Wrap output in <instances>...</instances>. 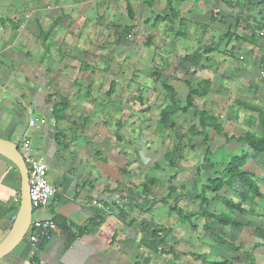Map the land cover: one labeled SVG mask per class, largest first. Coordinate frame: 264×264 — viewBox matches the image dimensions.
I'll return each instance as SVG.
<instances>
[{
	"label": "crops",
	"instance_id": "obj_1",
	"mask_svg": "<svg viewBox=\"0 0 264 264\" xmlns=\"http://www.w3.org/2000/svg\"><path fill=\"white\" fill-rule=\"evenodd\" d=\"M260 1L233 0L228 6L221 0H130L133 20L118 29L103 20L128 18L124 0H0V139L14 143L18 150L26 136L32 150L43 158L56 192L44 210L32 212V220L61 221L36 248L29 245L26 232L0 264H264V246L254 232L255 227H264V203L255 200L251 212H246V205L242 215L232 212L239 227L212 220L210 216L229 213L224 200L239 202L242 188L205 189L208 178L213 182L225 176L214 177L216 170H205L201 137L183 141L170 165L165 156L171 149L165 144L171 141L173 147L177 135L160 132L158 120L166 103L152 126L144 122L147 107L134 106L138 97L134 105L125 106H116L113 97L98 99L92 83L109 65L104 59L101 69L92 67L89 53L99 48V41L104 43L99 36L95 40L101 24L102 34H108L109 27L121 30L115 32L120 45V36L128 31L131 35L139 28L167 30L169 47L162 44L164 57L159 58L163 80L154 77L184 99L180 104L188 95L184 83H210L204 96L192 100L197 110L215 118L222 128L219 134L205 131L209 159L216 158L217 163L215 152L224 146L231 154L243 150L244 169L254 175L264 193V155L241 145L226 146L224 138L260 134L256 114L237 103L264 109V41L252 46L222 40L227 29L239 37L250 35L247 25L260 20L253 13L264 9ZM168 9L184 25L175 23L170 30L166 22L153 24ZM226 17L234 23L232 28L230 22L224 23ZM79 31L87 35L84 44L83 38L75 37ZM210 47L213 51L204 54ZM79 49L87 51L76 55ZM146 60L148 64L138 58L132 61L152 72L155 59ZM97 69L99 74L92 79ZM115 81L109 82L106 98L114 93ZM58 99L66 101L65 109ZM55 107L61 120L52 114ZM26 115H35L38 128L28 129ZM194 125L193 118L181 131ZM170 187L174 192L164 203L161 200ZM95 201L119 202L122 210L106 213L93 205ZM18 206V172L0 157V241L10 230Z\"/></svg>",
	"mask_w": 264,
	"mask_h": 264
},
{
	"label": "trees",
	"instance_id": "obj_2",
	"mask_svg": "<svg viewBox=\"0 0 264 264\" xmlns=\"http://www.w3.org/2000/svg\"><path fill=\"white\" fill-rule=\"evenodd\" d=\"M126 3V12L129 20H133L132 16V8L130 5V0H124ZM226 5H230V1L233 0H221ZM249 1V0H243ZM259 4L264 8V0L260 1ZM159 22H166L168 25V29L171 30L177 23L178 26L184 25L182 21L179 20L178 15L172 9H168V12L164 15H159L154 18L153 24H157ZM247 28L250 29V35L239 37L235 34V31L231 29H227L226 33L222 36L223 41H229L234 39L236 42L247 43L252 46L256 45L257 40L264 41V17L260 21L253 20L251 25H247ZM126 34H122L120 38L126 37ZM176 37L179 35H175ZM151 38L149 36L145 37V47L148 48L151 45ZM213 50L212 48H207L203 50V53H211ZM184 60V59H183ZM186 61L190 62L189 57L185 58ZM158 78V76L156 77ZM185 86L188 88V95L184 104L177 103L175 101V93L171 86L168 85L167 82L162 81L160 86L162 89L167 93V103L164 108L159 112V124H160V132L168 131L174 132V125L170 122L171 118L176 115V113H186L188 110L193 111V118L197 121V125L191 126L186 129L184 132L180 131V135L175 136L174 138V145L166 153V160L169 161L170 165L172 164V158L180 153V145L183 141H189L194 137H201L204 140V156L203 160L206 163L205 170H216L214 177L225 176L224 179L221 180H214L211 181V178H208L205 183V189L209 190L210 192H218L223 186H227L229 188L233 187L234 185H239L242 188V192L240 194V201L237 203L231 202L229 200H224L226 207L228 209V214L226 215H214L210 216L212 220L219 223L221 226H231V227H239L240 223L237 222L234 218H232L231 213L236 211L239 214H244L245 210L243 209L244 206H248L246 212H251L252 208H254L255 200H260L264 203V193H261L258 186L256 185L254 175L244 169L245 163L247 162V157L244 155L243 150L237 151L238 155L235 153H227L225 150V146L220 148L218 151L215 152L216 155L220 154V159H218L217 163L211 161L210 158V151L209 148L206 146V142L208 140L207 136L205 135V131L207 129H212L213 132L219 134L222 132V128L216 124V119L210 116L208 113L197 110L193 105V97H202L204 96L210 87V83L208 81H201L199 84L192 86L188 83H184ZM114 86L113 83L109 88L108 95L111 94L113 91ZM50 100V99H49ZM139 101H141L139 99ZM58 104L60 107L64 108L66 101L63 99H58ZM180 104V105H179ZM239 106L249 110L250 112L256 114V121H257V128L259 133L254 132H247L241 137H234V136H225V145H241L245 149L250 150L255 154L264 155V109L254 106L252 104L247 103H237ZM57 107L52 111V114L55 120H61V115L57 113ZM65 109V108H64ZM63 109V110H64ZM222 153V155H221ZM224 154V156H223ZM223 156V157H222ZM222 158V159H221ZM153 183V181H150ZM174 192L173 188H168L166 194L164 195L162 202H165V199L169 198L170 195ZM60 220L57 218L53 219V222L56 224ZM61 222V221H60ZM254 232L256 236L261 239V246H264V227H255ZM153 236L157 239V233L154 232ZM158 243V242H157ZM160 243V242H159ZM255 247V246H254ZM253 247V248H254ZM235 262H239L238 259H235ZM217 264H230L227 261H221Z\"/></svg>",
	"mask_w": 264,
	"mask_h": 264
},
{
	"label": "rangeland",
	"instance_id": "obj_3",
	"mask_svg": "<svg viewBox=\"0 0 264 264\" xmlns=\"http://www.w3.org/2000/svg\"><path fill=\"white\" fill-rule=\"evenodd\" d=\"M251 13L254 12L253 8H250ZM249 17H258L260 20L264 17V9L260 8L257 9L255 13L252 15H249ZM227 20L226 23L230 22V18L226 17ZM129 18H121V19H116L114 20V16L109 18H104V24L108 26H114L117 25L118 29L119 27L123 26L124 24H127L129 22ZM110 20V21H109ZM259 20V21H260ZM99 23V22H98ZM108 23V24H107ZM166 24V23H165ZM233 22H230L229 28L233 27ZM87 26V24H85ZM101 26L104 27L103 24ZM103 27L99 31L100 33L96 34L95 40L98 38V36L102 39L104 38V43H100L99 41V48L98 49H92L89 51L91 53V66L102 68L103 66V60L106 59L108 62L109 67L106 68V71L103 75H98V69L96 70L95 74H92L91 78L95 79L97 78V81L94 84L93 87L97 88L98 90V99L101 100H110L111 97H113V100L115 101V105H126V104H132L134 105L135 99L138 97V100L140 99L138 104L134 106H138L140 109H145L147 107V113L143 114L144 117V122H149L153 126L154 124L158 123L157 122V112L160 109V106H163L165 103H167V97L165 94H167L160 86L159 80H157L154 76H159L161 77L160 80H163V75H162V64L159 61V58H163L164 54H162L161 47L162 44L165 43V47H169V44L166 43V40L170 39L167 33L168 31L163 29V28H147L146 31L144 29H140L138 31H135L133 34H129V31L125 33L128 35V37H123L122 39V44H118L119 42L117 41L116 38V33L121 30L118 29H112V27H109L110 29L107 30L109 33L108 34H102ZM220 27V26H219ZM222 27H220L221 29ZM149 36L152 39V46L150 48L144 47V40L145 37ZM75 37H81L83 38L81 41L82 43L87 41V35H84L82 32L75 33ZM91 39L93 40V35L90 34V41ZM98 40V39H97ZM84 44V43H83ZM83 44L81 46L83 47ZM81 50L78 52L76 55H83L84 49H79ZM155 59L152 65V72H150L147 69V66L141 65L140 63H146L148 62L146 59L149 58ZM139 59L138 67L134 65L135 63L132 60ZM145 60V62H142ZM148 64V63H146ZM95 67V68H96ZM100 72V71H99ZM95 75V76H94ZM98 75V76H97ZM97 76V77H96ZM165 76V75H164ZM166 77V76H165ZM116 80V81H115ZM110 81H115L116 88L114 93L109 97L106 98L105 94L106 91L108 90V85ZM82 84H87L85 81ZM78 89L77 83L75 84V88ZM93 90V88L91 89ZM182 98V97H181ZM178 96H175V101L177 103H180L179 101L183 102L184 99H181ZM114 104V103H113ZM197 104V103H196ZM180 105V104H179ZM187 113L189 115H185V113L178 114L174 117L171 118L170 123L174 125V134L175 135H180V131L183 130L192 120H193V111L188 110ZM185 115V116H184ZM35 115H26L25 117L27 118V122L29 117H34ZM159 120V119H158ZM196 121V120H194ZM158 125V124H157ZM156 127V125H155ZM161 132L164 134L165 131ZM183 132V131H182ZM159 133L157 131V128L154 130L155 136ZM161 134V135H163ZM208 137V136H207ZM28 139V138H27ZM167 140V139H166ZM202 143H204L203 140H201ZM200 141V142H201ZM154 143V142H153ZM172 148V143L171 141L165 144V148ZM164 148V146H163ZM184 148V147H183ZM203 149V146L202 148ZM19 150V148H18ZM235 153V152H232ZM238 155V152L235 153ZM240 153L239 155H241ZM220 154L217 155V159H220ZM222 155V153H221ZM238 155V156H239ZM224 156V154H223ZM222 156V157H223ZM175 158V157H174ZM222 159V158H221ZM216 160V158H212L211 161ZM170 163L169 161H167Z\"/></svg>",
	"mask_w": 264,
	"mask_h": 264
},
{
	"label": "built area",
	"instance_id": "obj_4",
	"mask_svg": "<svg viewBox=\"0 0 264 264\" xmlns=\"http://www.w3.org/2000/svg\"><path fill=\"white\" fill-rule=\"evenodd\" d=\"M27 126L28 129L38 128V124L32 117H29ZM19 153L27 169L29 201L32 212H40L46 208L50 199L55 195L56 190L48 181L47 168L43 158L36 155L32 150L26 136L20 142ZM93 205L106 213L122 210V205L119 202L107 201L102 204L95 201ZM55 227L52 219H33L26 234L29 245L33 248L38 247L42 242L49 239ZM162 250L163 248L159 246L158 251Z\"/></svg>",
	"mask_w": 264,
	"mask_h": 264
},
{
	"label": "water",
	"instance_id": "obj_5",
	"mask_svg": "<svg viewBox=\"0 0 264 264\" xmlns=\"http://www.w3.org/2000/svg\"><path fill=\"white\" fill-rule=\"evenodd\" d=\"M0 157L11 163L19 175V206L12 226L0 241V260L8 255L25 237L32 222V209L29 201L27 169L14 143L0 139Z\"/></svg>",
	"mask_w": 264,
	"mask_h": 264
}]
</instances>
